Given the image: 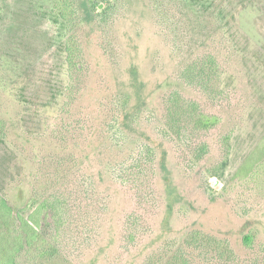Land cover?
I'll return each mask as SVG.
<instances>
[{
	"label": "rangeland",
	"instance_id": "374dc122",
	"mask_svg": "<svg viewBox=\"0 0 264 264\" xmlns=\"http://www.w3.org/2000/svg\"><path fill=\"white\" fill-rule=\"evenodd\" d=\"M57 2L0 0V192L66 200L57 252L23 264H264V158L239 172L264 144V0H76L68 24ZM210 57L208 87L189 82ZM175 91L221 122L167 132Z\"/></svg>",
	"mask_w": 264,
	"mask_h": 264
},
{
	"label": "trees",
	"instance_id": "16d2710c",
	"mask_svg": "<svg viewBox=\"0 0 264 264\" xmlns=\"http://www.w3.org/2000/svg\"><path fill=\"white\" fill-rule=\"evenodd\" d=\"M57 10L60 17L67 24L75 19L78 14L76 9V0H58ZM78 47L75 42V36L69 35L66 44V61L71 72L73 69L80 70L81 65L75 60V53ZM218 71V64L210 57L203 62L192 63L184 72V75L190 79L189 82H195L203 85L206 89L209 83L214 79ZM214 91V89H213ZM171 105L168 108V118L166 121V131L175 133L179 137H185L189 131V124L194 123V129L208 131L216 127L221 118L217 115H209L200 111L197 102L183 100L178 91L173 92ZM182 102H185L184 104ZM118 120V119H117ZM117 120L115 122H117ZM7 120L0 117V140L7 138ZM259 149V148H258ZM148 153H152L148 148ZM208 151V144L202 143L200 149L196 152L197 158L200 159ZM255 156L246 160L239 172L248 171L249 175L256 172L255 164L264 158V144L260 152L252 154ZM226 160L215 170L213 175L221 176L226 166ZM257 162V163H258ZM140 160L136 166H139ZM130 167L124 168L128 171ZM254 171V172H253ZM252 172V173H251ZM66 200L62 193L46 194L34 192L31 194L22 207H15L11 204V199L7 194L0 192V264H23V259L35 260L37 258H49L57 252L56 246L52 245L53 241L58 240L59 229L65 221ZM55 225L54 235L49 239L44 232V225ZM254 236L247 234L244 236L246 245H251ZM212 240V241H211ZM50 241V242H49ZM202 242V245H208V242H214L215 249L221 248V242L205 233H194L190 237L191 243ZM225 244V243H224ZM201 245V246H202ZM225 252L231 253L229 247H225ZM224 254L223 252H220ZM27 264V263H26ZM33 264V262H30ZM166 264H188L187 258L180 252H175L173 259Z\"/></svg>",
	"mask_w": 264,
	"mask_h": 264
}]
</instances>
